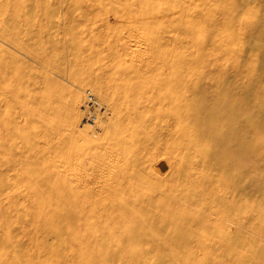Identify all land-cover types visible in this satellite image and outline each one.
<instances>
[{"label": "rangeland", "instance_id": "obj_1", "mask_svg": "<svg viewBox=\"0 0 264 264\" xmlns=\"http://www.w3.org/2000/svg\"><path fill=\"white\" fill-rule=\"evenodd\" d=\"M194 1L0 0V264H264V0Z\"/></svg>", "mask_w": 264, "mask_h": 264}, {"label": "bare ground", "instance_id": "obj_2", "mask_svg": "<svg viewBox=\"0 0 264 264\" xmlns=\"http://www.w3.org/2000/svg\"><path fill=\"white\" fill-rule=\"evenodd\" d=\"M125 90H126V92L127 91H130L129 89H127V86H125ZM88 102V101H87ZM98 104H100V103H98ZM106 106V105H105ZM104 106V107H105ZM82 107H83V105H82ZM97 107H99V106H97ZM103 107V108H104ZM99 108H102V107H99ZM84 109H85V107H84ZM100 111V110H99ZM101 112H103V111H101ZM91 113H93V112H91ZM88 118H90V123H89V126H91V128H92V130H94V132L95 133H97L98 134V129H99V127H98V124H99V122H98V120H97V118L94 116V117H88ZM88 118H85L86 120L88 119ZM87 122H89V120L87 121ZM84 124H85V122H84ZM86 124H88V123H86ZM86 124H85V126H86ZM84 126V125H83ZM153 157V156H152ZM153 159V160H152ZM151 160L154 162V158H152ZM151 162V161H150ZM151 164H152V162H151ZM152 166V165H151ZM142 168V167H141ZM140 169V168H139ZM141 170V169H140ZM78 171H79V173L83 176V181L84 182H86V183H88L90 186H92L93 188H95L96 189V191H98V189H100V188H102L103 186H101V187H99V188H97V186L99 185V184H96V180H95V178H97V177H99V178H97V179H99V180H101L100 181V183H104L107 179L108 180H110V181H112V182H114V181H118L117 180V178H114L113 177V175H115L114 173H112V172H109V173H102V174H99V175H97L96 176V174L94 173V171L92 172H90V171H87V170H85V169H83V168H81V167H79L78 168ZM157 172V171H156ZM247 172V171H246ZM66 170L65 169H63V170H61L60 171V175H61V180H60V182H61V185H62V189L63 190H65L66 189V186L68 185V180H67V175H66ZM94 173V174H93ZM117 174V173H116ZM129 174V173H128ZM131 174H132V172H131ZM157 174V173H156ZM163 174V173H162ZM187 174V173H186ZM191 174H193V173H191ZM123 175V174H122ZM215 175V174H214ZM117 176L118 177H120L121 175L120 174H117ZM125 176V178L126 177H128L129 175H127V173H126V175L124 174L123 175V177ZM189 176V175H188ZM122 177V178H123ZM131 177V178H130ZM159 177V176H158ZM157 177V178H158ZM160 177H162V175L160 176ZM129 178L130 179H132V175L131 176H129ZM139 179H141V178H139ZM138 179V180H139ZM86 180V181H85ZM125 180H127V179H125ZM133 180V179H132ZM128 181H129V179H128ZM153 181H154V183H156L158 180H156L155 181V178L153 177ZM161 181V180H160ZM200 181V180H199ZM95 182V183H94ZM130 182V181H129ZM130 183H132V182H130ZM134 185V184H133ZM147 186H148V184H146ZM202 185H205V184H202ZM229 185V184H228ZM150 186V185H149ZM206 187V186H205ZM231 187V186H230ZM234 187V186H233ZM88 188V187H87ZM220 191V190H219ZM120 193H121V191H120ZM228 196V195H227ZM179 200H180V198H179ZM206 200V199H205ZM206 201H208V199L206 200ZM174 202V201H173ZM206 203V202H205ZM204 203V204H205ZM213 203V202H212ZM216 203V202H215ZM190 204V203H189ZM117 205V204H116ZM215 205H217V204H215ZM230 205V204H229ZM233 205V204H232ZM120 207V206H119ZM118 208V207H117ZM198 208V207H197ZM218 208H221V207H218ZM223 208V207H222ZM221 208V209H222ZM226 209V208H225ZM199 210H200V207H199ZM130 211V210H129ZM131 213V212H130ZM209 213V212H208ZM103 215H108L107 213H105V214H103ZM128 215V214H127ZM139 215V214H138ZM211 215H214L213 213H211ZM119 216V215H118ZM130 216V215H129ZM145 216V215H144ZM217 216V215H216ZM125 217H126V214H125ZM133 217V216H132ZM134 217H135V215H134ZM110 218V217H109ZM115 218V217H114ZM116 219V218H115ZM121 219H124V218H121ZM136 219V218H135ZM139 220V219H138ZM223 220V219H222ZM143 221V219L141 220V222ZM221 223V222H220ZM222 226V225H221ZM219 227V226H218ZM232 228V227H231ZM219 229V228H218ZM232 230V229H231ZM206 234V233H205ZM207 236V235H206ZM208 237V236H207ZM212 237V236H211ZM214 238V237H213ZM209 239V238H208ZM212 239V238H211ZM216 239V238H215ZM205 240V239H204ZM217 241H219L218 240V238H217ZM212 242V241H211ZM222 243V242H221ZM229 243H226V244H224V247L225 248H227V247H229V245H228ZM203 245V244H202ZM222 245H223V243H222ZM228 245V246H227ZM230 245H233V244H230ZM203 247V246H202ZM201 247V248H202ZM232 247V246H231ZM235 248H237V247H235ZM220 250V249H219Z\"/></svg>", "mask_w": 264, "mask_h": 264}, {"label": "crops", "instance_id": "obj_3", "mask_svg": "<svg viewBox=\"0 0 264 264\" xmlns=\"http://www.w3.org/2000/svg\"><path fill=\"white\" fill-rule=\"evenodd\" d=\"M157 3L154 5L152 11L153 16H160L163 13H166L167 16L172 17L176 15H180L184 10L192 7V3H196L194 0H156Z\"/></svg>", "mask_w": 264, "mask_h": 264}]
</instances>
